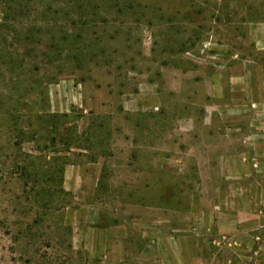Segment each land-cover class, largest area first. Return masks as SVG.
I'll return each mask as SVG.
<instances>
[{
    "label": "rangeland",
    "instance_id": "1",
    "mask_svg": "<svg viewBox=\"0 0 264 264\" xmlns=\"http://www.w3.org/2000/svg\"><path fill=\"white\" fill-rule=\"evenodd\" d=\"M22 1L10 26L0 3V264H152L161 226L230 264L232 237L203 235L190 206L234 184L220 152L235 78L264 67V0ZM134 222L136 256L113 257Z\"/></svg>",
    "mask_w": 264,
    "mask_h": 264
},
{
    "label": "crops",
    "instance_id": "2",
    "mask_svg": "<svg viewBox=\"0 0 264 264\" xmlns=\"http://www.w3.org/2000/svg\"><path fill=\"white\" fill-rule=\"evenodd\" d=\"M250 36L252 42L264 50V21L250 24ZM250 63L252 71L235 78L234 91L242 96L235 100V124L231 127L235 134L234 147L220 152L230 162L224 175L234 177V184L219 185L217 189L210 190L209 197L204 198L205 202H194L190 206L192 216L202 215L198 229L202 227L200 232L203 235L219 236V245L222 240L226 248L230 245L225 235L232 237L229 239L235 250L232 251L230 264H264V67L261 60L251 59ZM227 139L221 144L231 146L232 140ZM208 146L212 143L209 142ZM130 227L140 233L147 234L148 231L143 222L112 230L107 239L112 241L113 257L136 256L135 252L128 254L120 246L121 238L125 242L129 239ZM159 228L151 233L157 232L158 239L164 241L163 250H145L140 257H148L153 260L152 264H200L202 250L193 237L180 236L178 230L170 226ZM212 251L209 252L210 259L218 256Z\"/></svg>",
    "mask_w": 264,
    "mask_h": 264
},
{
    "label": "trees",
    "instance_id": "3",
    "mask_svg": "<svg viewBox=\"0 0 264 264\" xmlns=\"http://www.w3.org/2000/svg\"><path fill=\"white\" fill-rule=\"evenodd\" d=\"M0 3L2 4V8H3V11H4V24L6 26H10L12 24V22L16 20V18L18 17V14H19L18 9L16 8V6L19 5L18 3H23L24 4V1H22V0H19V1L18 0H0ZM41 3H44V5L45 4L48 5L50 3V0H41ZM33 5L34 4H32L31 2H29V3L27 2L25 4L24 8H23V6H20V5H19V7H20L21 10L24 11L25 7L28 8L30 6L32 7ZM78 7L82 8V6L79 5V4H78ZM20 12L22 13V11H20ZM21 23H23V22L19 21L18 25H21ZM29 38L30 37L27 35L26 39H29ZM63 117L66 118V116H63ZM52 120H53V117L50 116L46 120H43L42 122H45L46 124H48Z\"/></svg>",
    "mask_w": 264,
    "mask_h": 264
},
{
    "label": "built area",
    "instance_id": "4",
    "mask_svg": "<svg viewBox=\"0 0 264 264\" xmlns=\"http://www.w3.org/2000/svg\"><path fill=\"white\" fill-rule=\"evenodd\" d=\"M225 242H227V240L224 239Z\"/></svg>",
    "mask_w": 264,
    "mask_h": 264
}]
</instances>
